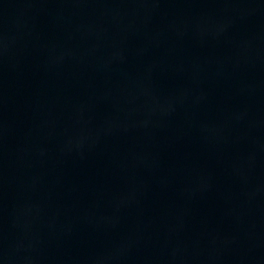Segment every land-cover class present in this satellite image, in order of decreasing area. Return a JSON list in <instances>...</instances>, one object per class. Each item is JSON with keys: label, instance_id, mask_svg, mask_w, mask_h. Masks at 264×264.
<instances>
[{"label": "water", "instance_id": "95a60500", "mask_svg": "<svg viewBox=\"0 0 264 264\" xmlns=\"http://www.w3.org/2000/svg\"><path fill=\"white\" fill-rule=\"evenodd\" d=\"M0 264H264V0H0Z\"/></svg>", "mask_w": 264, "mask_h": 264}]
</instances>
